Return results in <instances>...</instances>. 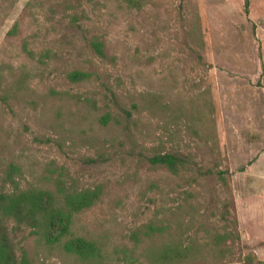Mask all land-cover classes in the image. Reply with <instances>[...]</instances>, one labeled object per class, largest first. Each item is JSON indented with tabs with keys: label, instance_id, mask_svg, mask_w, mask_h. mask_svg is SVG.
Segmentation results:
<instances>
[{
	"label": "rangeland",
	"instance_id": "rangeland-1",
	"mask_svg": "<svg viewBox=\"0 0 264 264\" xmlns=\"http://www.w3.org/2000/svg\"><path fill=\"white\" fill-rule=\"evenodd\" d=\"M247 2L0 0V169L14 162L22 188L57 197L97 190L73 228L103 246L101 264L264 261V0ZM163 151L192 169L150 165ZM225 199L240 240L222 257L158 258L222 230ZM10 237L27 264H81L29 229Z\"/></svg>",
	"mask_w": 264,
	"mask_h": 264
},
{
	"label": "trees",
	"instance_id": "trees-1",
	"mask_svg": "<svg viewBox=\"0 0 264 264\" xmlns=\"http://www.w3.org/2000/svg\"><path fill=\"white\" fill-rule=\"evenodd\" d=\"M130 5L142 7V0H127ZM247 0H244L245 11L248 12ZM15 29L13 26L12 30ZM9 30V33L12 31ZM92 48L99 54H103L101 43L91 42ZM86 73L74 71L68 75L72 81L79 80ZM10 92L2 86L0 73V99L3 105H8ZM150 165L165 168L171 175H179L181 171H189L191 158L182 153L158 152L148 158ZM216 178L223 182L221 171L216 173ZM19 175V169L14 162L2 164L0 169V264H27L24 249L20 250V256L15 253V244L10 237L14 228L18 230L29 229L38 241L51 249L59 250L61 255L78 261L81 264H101L104 257L103 246L94 239L76 234L73 228L74 215L90 208L98 197L97 190L79 193H65L61 197L53 195L47 190L22 188L15 176ZM184 200L191 195L189 190H184ZM227 200L221 204L218 218L226 221L222 230L208 234V242L200 244L198 241H184L181 238L173 239L164 245L158 258L164 263L181 262L193 259L198 247L207 246L213 256L222 257L229 247L240 240L236 230L235 218L229 219ZM229 223V224H228ZM234 226V227H232ZM170 227L166 223L160 224L158 232L164 236ZM208 232V231H206ZM225 243V244H224ZM225 245V246H224ZM251 254L244 255L240 264H264V261H254Z\"/></svg>",
	"mask_w": 264,
	"mask_h": 264
}]
</instances>
